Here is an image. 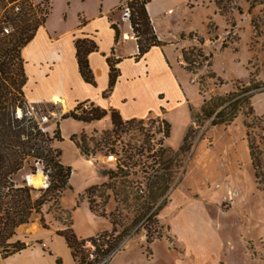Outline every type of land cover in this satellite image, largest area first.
<instances>
[{"label":"rangeland","instance_id":"374dc122","mask_svg":"<svg viewBox=\"0 0 264 264\" xmlns=\"http://www.w3.org/2000/svg\"><path fill=\"white\" fill-rule=\"evenodd\" d=\"M206 5L213 9L207 19L201 24L208 12L203 9L197 28L181 33L189 84L186 108L170 111L171 122L153 115L123 123L115 131L111 125L85 132L87 145L81 144L91 155L81 153L80 159L69 137L72 123L63 126L59 147L61 158L73 166L70 182L75 192L86 188L81 198L108 219V233L116 229V235L124 234L110 264H264V0H209ZM44 11L39 4L36 19H44ZM15 30L13 34L20 31ZM183 51L195 61L190 67ZM244 96L248 100L226 114L235 116L229 124L213 126L212 119L198 116L205 101ZM37 105L35 115L53 133L57 112ZM82 109H91L90 103ZM164 121L170 124L168 136ZM252 143L261 151V178L253 166ZM110 155L117 159L109 160ZM33 164L37 180L28 167L17 179L46 188L43 164ZM158 177L168 186L161 197L152 189ZM175 198V210H167ZM43 213L65 228L71 222V211L61 206V198L58 205L46 204ZM40 218L37 214L32 223ZM148 231L154 236L150 242ZM87 248L96 251L91 242Z\"/></svg>","mask_w":264,"mask_h":264},{"label":"crops","instance_id":"0c3cea01","mask_svg":"<svg viewBox=\"0 0 264 264\" xmlns=\"http://www.w3.org/2000/svg\"><path fill=\"white\" fill-rule=\"evenodd\" d=\"M37 1L47 6L49 12L33 38L21 49L26 99L30 103L57 104L60 112H57L55 124L82 102L109 111L103 119L92 122L72 118L60 120L61 136L65 123L73 126L70 139L74 134L110 128V110H116L123 120L164 115L171 122L170 111L186 108L185 85L189 84V78L183 70L185 40L181 33L197 28L201 10L208 11L202 16L201 24L213 12L206 5L209 0H146L155 34L163 44L151 47L139 59L136 58L139 46L131 22L124 17L123 4L128 0ZM113 23L118 24V40ZM83 38L97 45V50L88 55L96 85L87 83L80 73L76 41ZM112 56L121 59L117 64L120 74L113 91L105 96L110 80L108 58ZM62 141L55 143L57 147ZM72 146L80 159L79 148L75 144ZM62 162L71 166L70 162L63 159ZM69 183L70 187L61 196V206L71 211L76 236L87 240L110 230L108 219L97 215L89 202L81 198L86 188L76 193ZM177 201L173 199L167 210H175ZM45 219L48 227L41 220L19 226L9 242H22L27 247L6 258H2L0 252V264H77L65 236L59 233L67 227L53 216Z\"/></svg>","mask_w":264,"mask_h":264},{"label":"trees","instance_id":"16d2710c","mask_svg":"<svg viewBox=\"0 0 264 264\" xmlns=\"http://www.w3.org/2000/svg\"><path fill=\"white\" fill-rule=\"evenodd\" d=\"M146 4V0H128L123 4V6L127 5L131 11L130 22L139 46L137 59L141 58L151 47L163 44L155 34ZM217 5L220 8V2ZM48 12L47 10L46 13ZM43 21L44 19H36L32 25L18 24L19 33L12 34L13 37L10 39L8 36L0 38V252L2 258L13 255L27 247L22 242H9L16 234L19 226L32 222L37 214H41V222L45 227H48L43 207L48 203L58 205L63 192L70 187L72 167L63 164L62 150L55 145L57 141L63 140L60 120L73 118L79 121L92 122L101 120L109 114V111L96 107L93 103L90 104L91 109H82L86 103L82 102L74 110L61 116L56 122V129L53 133L48 131L35 115L34 111L38 103L29 104L24 93L26 76L20 49L33 38ZM112 26L116 30L118 40L120 35L118 24L113 23ZM13 40L15 41L13 42ZM76 49L81 76L87 83L96 85L89 66L88 55L97 50V45L94 41L83 38L76 41ZM183 57L188 63V67L195 62L190 59L185 51H183ZM16 58L19 60L17 61ZM120 61L121 59L114 56L108 58L110 80L109 88L104 93L105 96L113 91L117 82L120 74L117 64ZM232 97H218L205 101L198 116L201 114L206 120L212 119L210 124L213 126L229 124L235 116L227 118L225 117L226 114L238 110L240 104H244L248 100L246 96L236 100H233ZM42 104L50 106L52 112H60V107L54 102H43ZM220 108L221 111L217 112ZM110 116L113 131L123 123L136 121V119L124 121L116 110H110ZM44 117L48 116H41V119L44 120ZM164 123L166 125L165 136H168L170 124L168 121H164ZM189 132L190 129L184 138V143L188 139ZM87 139L85 132L71 136V140L83 155H91L89 149L81 144L82 142L87 145ZM185 148L182 145L181 149ZM250 148L256 176L261 178L259 172L261 164L258 158L261 151H257V146L253 143ZM33 162L43 164L42 171L48 177L46 188L36 189L29 185L26 179H17V176L26 167L29 168L30 174L37 173V167ZM161 182H165V179L162 180L158 177L155 182V189L152 188L156 197H161L167 190L168 186L165 183L161 185ZM37 192L39 196L35 197ZM90 207L93 210V207ZM59 233L65 236L77 264H99L103 260H107L119 249L124 237L123 233L116 235V229H113L111 233L104 231L87 240L79 239L73 231L72 221L66 229L59 231ZM107 237H111V239H106ZM152 238L154 236L150 235L148 231V241L150 242ZM88 242L96 246L95 252H91L87 248ZM93 255L96 257L91 259ZM109 261L110 259L104 264H108Z\"/></svg>","mask_w":264,"mask_h":264},{"label":"built area","instance_id":"2783aa9c","mask_svg":"<svg viewBox=\"0 0 264 264\" xmlns=\"http://www.w3.org/2000/svg\"><path fill=\"white\" fill-rule=\"evenodd\" d=\"M39 4L41 3L37 0H0V38L12 35V29L18 31V24H20L21 20H25L24 22L32 25L36 20L35 11ZM47 10L48 9H46L45 6L44 16H46ZM123 11L124 17L130 20V8L127 5H124ZM85 108L87 109V107ZM116 159L115 155L109 156V160ZM140 192L144 193V190L140 189ZM114 253L108 257L107 260H109ZM107 260H103L99 264H104Z\"/></svg>","mask_w":264,"mask_h":264},{"label":"bare ground","instance_id":"6f19581e","mask_svg":"<svg viewBox=\"0 0 264 264\" xmlns=\"http://www.w3.org/2000/svg\"><path fill=\"white\" fill-rule=\"evenodd\" d=\"M38 174L36 175V174H34V175H32V179H35V180H37L38 179Z\"/></svg>","mask_w":264,"mask_h":264},{"label":"water","instance_id":"95a60500","mask_svg":"<svg viewBox=\"0 0 264 264\" xmlns=\"http://www.w3.org/2000/svg\"><path fill=\"white\" fill-rule=\"evenodd\" d=\"M27 179V178H26Z\"/></svg>","mask_w":264,"mask_h":264}]
</instances>
